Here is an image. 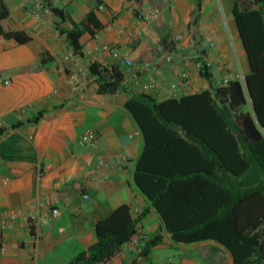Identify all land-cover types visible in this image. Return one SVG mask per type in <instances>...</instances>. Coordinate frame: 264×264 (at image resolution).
<instances>
[{"label": "crops", "instance_id": "0c3cea01", "mask_svg": "<svg viewBox=\"0 0 264 264\" xmlns=\"http://www.w3.org/2000/svg\"><path fill=\"white\" fill-rule=\"evenodd\" d=\"M3 1L0 28L28 40L0 35V264H66L96 242L97 221L120 205L139 216L138 227L108 264H232L214 241L172 240L134 181L144 138L124 104L131 95L178 99L234 80V61L245 54L233 0H154L137 10L128 0ZM147 7L158 17L138 37ZM90 13L100 25L93 36L84 25ZM197 59L208 62L210 82ZM92 63L118 65L125 90L99 94ZM88 129L96 140L82 146ZM155 236L161 241L143 255Z\"/></svg>", "mask_w": 264, "mask_h": 264}, {"label": "trees", "instance_id": "16d2710c", "mask_svg": "<svg viewBox=\"0 0 264 264\" xmlns=\"http://www.w3.org/2000/svg\"><path fill=\"white\" fill-rule=\"evenodd\" d=\"M6 16L0 0V21ZM232 17L249 67L243 81L210 85V90L178 99L131 95L124 107L144 138L134 181L172 240H211L226 249L232 264H264V0H233ZM84 25L89 36L100 30L92 13ZM0 35L20 43L28 40L1 28ZM196 61L200 76L210 82L206 62ZM89 73L99 94L125 90L116 64L92 63ZM246 102L253 122L249 119L245 129L234 110ZM138 221L127 205L116 207L97 221L96 242L66 264H108L136 233ZM160 241V236L149 240L142 254Z\"/></svg>", "mask_w": 264, "mask_h": 264}, {"label": "built area", "instance_id": "2783aa9c", "mask_svg": "<svg viewBox=\"0 0 264 264\" xmlns=\"http://www.w3.org/2000/svg\"><path fill=\"white\" fill-rule=\"evenodd\" d=\"M153 1L154 0H128V3L132 9L137 10V7H139L140 5L143 6V4L145 5V4H148V2H153ZM99 9H103V7L100 5ZM157 17H158V10H156V9H152L151 7H147L145 10H141V14L138 15V19H139L138 21L139 22L142 21V23H144L145 25L143 27H141V29H138L137 31H135L132 34H134L138 37H141L144 34L146 25L149 22L155 20ZM180 39H181V36H179V35L175 38L176 41H179ZM171 61H172L171 57L166 58L167 63H170ZM125 64L127 66H130L131 62H129L127 60H122L120 63V65H122V66ZM206 65L209 68L208 62H206ZM198 66L200 67V63H198ZM181 78L183 80L187 79L188 78L187 74L186 73L182 74ZM237 78L240 81H243V76L241 74H238ZM95 140H96L95 132L92 129H88L81 136L80 144L82 146H92L94 144ZM84 198L86 200H89L88 196H84ZM58 215H59V212L57 209L52 210V216L57 217ZM29 221H30L29 222L30 226H33L34 222L36 221L35 216H30ZM34 244H35V253L37 254L39 252V248H40L39 239L37 237L34 238Z\"/></svg>", "mask_w": 264, "mask_h": 264}, {"label": "rangeland", "instance_id": "374dc122", "mask_svg": "<svg viewBox=\"0 0 264 264\" xmlns=\"http://www.w3.org/2000/svg\"><path fill=\"white\" fill-rule=\"evenodd\" d=\"M238 64V66H237ZM234 80H231V82L224 86H232L233 82L240 83V80L237 78L238 74H241L242 76L245 75L249 71V67L247 64L246 56H240L237 54V63L234 61ZM244 77V76H243ZM234 114L236 115V118L240 122V124L245 128V125L249 124V119L253 122V118L251 115L250 107L248 103H240L238 106L235 107ZM246 129V128H245ZM251 137H254V132L251 130ZM221 260H223V256L220 257Z\"/></svg>", "mask_w": 264, "mask_h": 264}]
</instances>
